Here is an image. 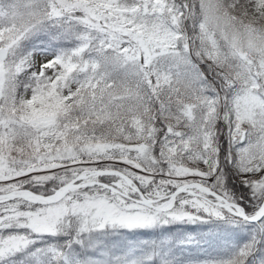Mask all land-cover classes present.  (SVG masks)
<instances>
[{
    "label": "snow or ice",
    "instance_id": "1",
    "mask_svg": "<svg viewBox=\"0 0 264 264\" xmlns=\"http://www.w3.org/2000/svg\"><path fill=\"white\" fill-rule=\"evenodd\" d=\"M0 264H264V0H0Z\"/></svg>",
    "mask_w": 264,
    "mask_h": 264
}]
</instances>
